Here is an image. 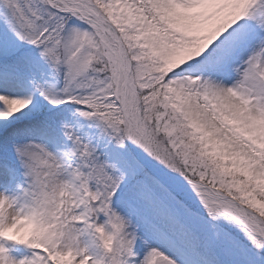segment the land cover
Returning <instances> with one entry per match:
<instances>
[{
  "label": "snow or ice",
  "instance_id": "1",
  "mask_svg": "<svg viewBox=\"0 0 264 264\" xmlns=\"http://www.w3.org/2000/svg\"><path fill=\"white\" fill-rule=\"evenodd\" d=\"M0 264H264V0H0Z\"/></svg>",
  "mask_w": 264,
  "mask_h": 264
}]
</instances>
